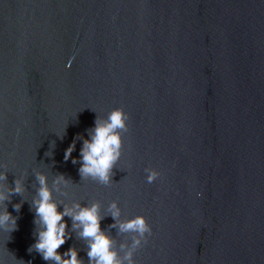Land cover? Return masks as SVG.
<instances>
[{
  "label": "water",
  "instance_id": "95a60500",
  "mask_svg": "<svg viewBox=\"0 0 264 264\" xmlns=\"http://www.w3.org/2000/svg\"><path fill=\"white\" fill-rule=\"evenodd\" d=\"M114 107L128 119L111 182L81 179L72 157ZM0 171V190L24 188L0 202L17 224L0 264H54L29 251L37 172L58 204L99 205L124 264H264V0H0ZM137 215L151 234L119 229ZM64 219L58 251L88 264Z\"/></svg>",
  "mask_w": 264,
  "mask_h": 264
},
{
  "label": "clouds",
  "instance_id": "9594fccd",
  "mask_svg": "<svg viewBox=\"0 0 264 264\" xmlns=\"http://www.w3.org/2000/svg\"><path fill=\"white\" fill-rule=\"evenodd\" d=\"M127 119L128 114L121 107L112 108L106 120L97 117L89 136L82 139L79 156L72 157L73 163H76L77 159L81 161L78 169L81 179L88 177L105 184L111 182L112 169L120 156L122 144L120 130H127ZM75 147V140H73L64 151L65 160L69 159ZM35 175L39 186L31 205L35 212L33 223L37 226V238L29 251L34 249L43 260L54 262V264H84V261L78 257L75 246H69L63 254L58 251L66 240L72 238V232L66 231L68 223L64 219L65 216H70L72 228L78 229L77 235L86 241L88 264H124L112 247V237L100 227L99 205L95 202L90 205H81L77 202L73 206L58 204L52 198V190L48 186L46 175L42 172H37ZM158 175L155 169L148 170L147 181L151 183ZM0 180L7 181L6 171H0ZM61 181L67 183L63 173H58L54 183ZM23 191L20 178L14 177L7 193L0 190V202L10 201V194H21ZM12 206L18 212L21 202L14 203ZM61 206L62 210H60ZM110 208L115 221L119 216L115 202L110 205ZM16 227V217L7 210V204H5L3 210H0V230L12 232ZM119 229L134 231L140 236L145 233L151 234V226L143 215L121 222ZM138 244V239L133 241V247ZM125 259L129 261V264H133L131 252L126 254Z\"/></svg>",
  "mask_w": 264,
  "mask_h": 264
}]
</instances>
